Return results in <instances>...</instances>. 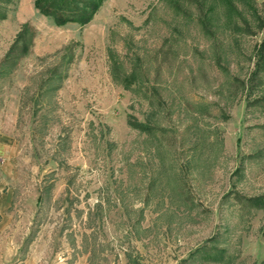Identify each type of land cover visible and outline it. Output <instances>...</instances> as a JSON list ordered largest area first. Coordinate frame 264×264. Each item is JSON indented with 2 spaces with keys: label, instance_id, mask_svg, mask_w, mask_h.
Listing matches in <instances>:
<instances>
[{
  "label": "rangeland",
  "instance_id": "374dc122",
  "mask_svg": "<svg viewBox=\"0 0 264 264\" xmlns=\"http://www.w3.org/2000/svg\"><path fill=\"white\" fill-rule=\"evenodd\" d=\"M86 1L0 0V264H264V0Z\"/></svg>",
  "mask_w": 264,
  "mask_h": 264
},
{
  "label": "trees",
  "instance_id": "16d2710c",
  "mask_svg": "<svg viewBox=\"0 0 264 264\" xmlns=\"http://www.w3.org/2000/svg\"><path fill=\"white\" fill-rule=\"evenodd\" d=\"M35 7L44 16L51 17L54 24L58 26L68 22L86 24L97 9L95 2L90 3L86 0H35ZM21 30L4 59L10 69L17 66L19 59L31 46L32 33L29 32L28 27ZM256 201H264V195ZM256 201L247 199L246 202L254 205L253 202Z\"/></svg>",
  "mask_w": 264,
  "mask_h": 264
}]
</instances>
